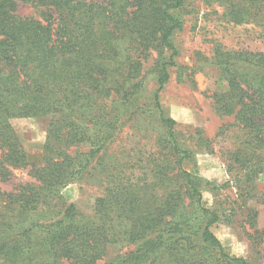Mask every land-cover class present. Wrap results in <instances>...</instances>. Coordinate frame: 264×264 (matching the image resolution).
Listing matches in <instances>:
<instances>
[{
    "label": "trees",
    "instance_id": "16d2710c",
    "mask_svg": "<svg viewBox=\"0 0 264 264\" xmlns=\"http://www.w3.org/2000/svg\"><path fill=\"white\" fill-rule=\"evenodd\" d=\"M222 1L230 24L264 28V0ZM23 5L39 15H20ZM184 5L185 0H0V180H13L14 169H27L33 178L10 191L0 188V264H251L231 256L212 232L219 211L203 205V179L183 167L192 152L180 146L177 122L161 109L160 95L178 64L174 34L183 26L177 11ZM153 52L160 57L153 70L155 101L167 128L163 163L154 154L140 169L150 179H113L91 218L78 220L69 206L52 221L24 227L22 218L84 179L95 154L120 132L119 122L107 117L106 102L115 96L120 108L136 105ZM215 58L227 85L214 94V107L234 121L223 124L214 140L199 132L200 141L210 153L220 145L230 172L242 174L237 183L251 187L243 196L257 198L254 180L264 173V53L228 49ZM17 118L49 120L47 144L35 156L19 141L12 125ZM87 124L107 137L89 138L93 149L83 161L69 148L83 142ZM248 212L253 227L257 211ZM39 233L42 241L36 243ZM251 236L264 241V230ZM125 248L132 250L122 255Z\"/></svg>",
    "mask_w": 264,
    "mask_h": 264
},
{
    "label": "rangeland",
    "instance_id": "374dc122",
    "mask_svg": "<svg viewBox=\"0 0 264 264\" xmlns=\"http://www.w3.org/2000/svg\"><path fill=\"white\" fill-rule=\"evenodd\" d=\"M225 5L222 0L206 3L203 0H185L184 7L177 11L183 25L174 34L178 64L170 69L171 77L160 95V105L165 116L177 122L180 146L192 152V158L186 160L183 167L203 179V205L219 211L220 221L212 226V232L231 256L247 259L251 264H264V241H257L251 236L256 230H264V197H261L264 195V173L254 180V185L258 186L257 198H246L243 195L251 187L237 183L242 174L230 172L223 154L218 153L220 145H215V153H210L200 141L199 132L204 138L214 140L223 124L234 121V117L218 114L214 107V94L224 92L227 85L216 54L228 49L264 53V28L256 24H230L228 19L223 18ZM18 13L22 16L39 15L29 5L21 6ZM157 59L160 60L158 52H153L145 61L144 85L136 105L120 108L115 96L107 100V117L111 122H119L121 130L102 151L95 154L85 178L63 188L59 197L45 202L40 211L22 218L24 227L30 228L40 220L52 221L59 210L69 206L75 208L78 220L91 218L97 198L105 194L113 179H150L143 176L140 169L152 161L154 154L163 163L161 156L168 153L162 143L167 128L160 121L155 101L158 85L153 70ZM212 59L215 61L212 62ZM48 124L49 120L44 118L12 120L21 145L31 156L42 151L47 144ZM87 125L83 142L69 148V153L80 155L83 161L86 153L93 149L91 137L93 141L107 137L106 133H98L96 126ZM130 165H135V169H130ZM12 173L13 180H0L2 190L10 191L16 183L33 179L27 169H14ZM148 175L152 176L150 171ZM158 178L159 175H155L154 179ZM249 208L257 211L253 227L247 221ZM33 240L40 243L42 235L39 233ZM131 250L125 248L121 254ZM113 252L116 254L117 250Z\"/></svg>",
    "mask_w": 264,
    "mask_h": 264
}]
</instances>
